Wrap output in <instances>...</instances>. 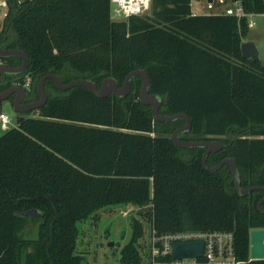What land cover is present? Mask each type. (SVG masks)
I'll list each match as a JSON object with an SVG mask.
<instances>
[{"label": "trees", "instance_id": "16d2710c", "mask_svg": "<svg viewBox=\"0 0 264 264\" xmlns=\"http://www.w3.org/2000/svg\"><path fill=\"white\" fill-rule=\"evenodd\" d=\"M190 1L152 0L148 13L117 20L111 0H9L5 47L29 54L22 82L32 76L31 101L48 72L100 86L105 76L122 84L131 70L146 68L151 92L164 99L160 112L190 117L181 138L233 132L220 139L225 146L208 155V164L231 156L242 187H264V63L242 54L249 17L194 14ZM236 1L264 13V0ZM141 83L135 76L126 96L100 97L83 86L60 89L49 78L47 101L17 112L16 125L0 134V264H85L78 222L127 204L141 211L132 215L121 264L142 261L147 220L160 232L232 230L241 264H264L252 258L250 239L253 229H264L258 206L264 188L241 195L228 164L209 170L204 147L175 144L171 132L185 120H156L140 101ZM32 207L39 217L20 214Z\"/></svg>", "mask_w": 264, "mask_h": 264}, {"label": "water", "instance_id": "95a60500", "mask_svg": "<svg viewBox=\"0 0 264 264\" xmlns=\"http://www.w3.org/2000/svg\"><path fill=\"white\" fill-rule=\"evenodd\" d=\"M242 54L246 57L259 58L258 49L255 42L252 39H245L241 43ZM10 57H20L22 62L19 65H0V76L4 73L9 74H20L24 73L29 65V54L26 50L20 47H2L0 46V58H10ZM138 76L142 80L141 87L139 90V98L143 104L151 105L153 116L159 121H173L179 118L185 120V124L176 128L171 138L178 146L184 148L191 147H204L205 151L202 156V161L204 166L209 170H217L220 166L228 164L232 170L235 179V187L241 195L249 194L253 189L264 188L260 185H251L244 188L240 185V172L235 159L231 156H226L222 158L215 165H209L207 162L208 155L213 152L220 150L225 146V144L218 138L208 139V140H188L183 139L180 136L181 132H187L191 129L192 123L190 117L184 112H177L174 114H165L160 112V107L164 101L163 97L155 92H151L152 80L150 74L146 68L139 67L131 70L124 78L122 84L119 80L113 76H105L100 86L97 82L91 78H76L69 82H64L59 74L48 72L41 76L37 82V93L38 98L33 101L23 102L24 96L27 94V88L24 85L15 84L10 87L0 91V113L3 111V100L8 99L13 93H21V96L14 100V107L17 112L26 113L34 109L41 107L48 99V93L45 88L46 80L51 78L58 88L68 89L74 86H83L88 88L90 91L95 93L97 96L103 97L108 94H115L117 96H126L132 88V79ZM0 184L5 187L3 181L0 179ZM55 203L52 196H49ZM23 199V198H20ZM264 196L259 200L258 206L264 210ZM39 210L37 207H32L27 210L20 212L22 215H35L39 217ZM58 215V208L56 206V217ZM55 217V218H56ZM54 220L51 223V239L54 235ZM251 255L252 258H264V229H253L251 231ZM113 245V242L109 243ZM203 241L202 240H187V241H177L173 246L174 257H186L201 255L203 252Z\"/></svg>", "mask_w": 264, "mask_h": 264}, {"label": "built area", "instance_id": "2783aa9c", "mask_svg": "<svg viewBox=\"0 0 264 264\" xmlns=\"http://www.w3.org/2000/svg\"><path fill=\"white\" fill-rule=\"evenodd\" d=\"M111 2V17L122 20L132 15L148 13L151 10L152 0H111ZM196 3L197 8H195ZM190 4L194 14L226 13L237 17L248 16V25L252 26L255 23L250 17L256 13L245 11L242 3L236 0H191ZM8 13L9 0H0V33L5 29V35L11 23L7 22ZM22 84L27 89L31 88L32 76L25 75ZM15 125L16 122L14 123L9 114L4 111L0 113L1 127L8 129ZM128 212L121 210L122 214H129ZM146 222L149 225V239L148 243H145L148 252L145 255L142 254L144 242L139 241L142 255L140 264H241L242 262L236 253V239L232 230L183 229L160 232L152 221L147 220ZM187 240H202L204 243L202 254L174 257V243Z\"/></svg>", "mask_w": 264, "mask_h": 264}, {"label": "rangeland", "instance_id": "374dc122", "mask_svg": "<svg viewBox=\"0 0 264 264\" xmlns=\"http://www.w3.org/2000/svg\"><path fill=\"white\" fill-rule=\"evenodd\" d=\"M195 8H197V3L195 4ZM260 14H253L250 19L257 21L258 19L264 18ZM260 41L264 42V38ZM68 74L74 73L70 71ZM3 111L9 114L14 120V123L16 122L17 111L11 100H3ZM37 112L38 110L33 113L36 114ZM5 130L0 126V134ZM234 135L236 134L229 132L220 136L219 139L224 140ZM185 156L188 157L189 155L186 153ZM121 210H127L129 214H122ZM140 211V207L134 204H127L126 206L117 205L99 210L96 213L99 217L98 219L89 217L79 221L78 251L85 256V264H121L119 260L120 249L131 237L132 215H139ZM144 226V234L139 241L144 242V244L142 243L144 245L142 254L145 255L148 252L145 243L147 244L149 239V225L145 222ZM110 242H113V245H110Z\"/></svg>", "mask_w": 264, "mask_h": 264}, {"label": "flooded vegetation", "instance_id": "af4514ba", "mask_svg": "<svg viewBox=\"0 0 264 264\" xmlns=\"http://www.w3.org/2000/svg\"><path fill=\"white\" fill-rule=\"evenodd\" d=\"M7 34L5 35L4 38H2L0 36V46L4 47L7 44V40H6ZM20 59V57H10V58H0V65H19L22 62L18 61L17 59ZM17 60V61H16ZM22 79H23V73L20 74H9V73H4L0 76V91L10 87L11 85H15V84H22ZM28 90L27 89V94L24 96L23 98V102H27V101H31L28 98ZM21 96V93H13L11 94V96L8 98L9 100L12 101V103L14 104V100L18 97ZM33 101V100H32ZM186 132H181L180 134H184Z\"/></svg>", "mask_w": 264, "mask_h": 264}, {"label": "crops", "instance_id": "0c3cea01", "mask_svg": "<svg viewBox=\"0 0 264 264\" xmlns=\"http://www.w3.org/2000/svg\"><path fill=\"white\" fill-rule=\"evenodd\" d=\"M260 15L264 16V13ZM254 25L250 26L246 39H252L258 49L259 58L264 63V42L260 40L264 38V18L254 19Z\"/></svg>", "mask_w": 264, "mask_h": 264}]
</instances>
